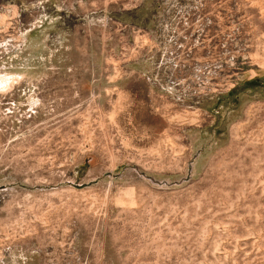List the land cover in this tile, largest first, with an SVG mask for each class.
Wrapping results in <instances>:
<instances>
[{
    "label": "rangeland",
    "instance_id": "1",
    "mask_svg": "<svg viewBox=\"0 0 264 264\" xmlns=\"http://www.w3.org/2000/svg\"><path fill=\"white\" fill-rule=\"evenodd\" d=\"M0 264H264V0H0Z\"/></svg>",
    "mask_w": 264,
    "mask_h": 264
}]
</instances>
